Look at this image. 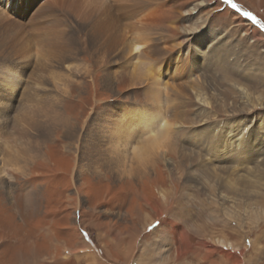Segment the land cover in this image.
<instances>
[{"label":"rangeland","instance_id":"rangeland-1","mask_svg":"<svg viewBox=\"0 0 264 264\" xmlns=\"http://www.w3.org/2000/svg\"><path fill=\"white\" fill-rule=\"evenodd\" d=\"M129 1L138 6L141 0ZM202 1L209 3L191 12ZM155 2H147L153 17L145 31L155 46L151 48L155 64L147 72L153 70L167 83L163 95L167 121L178 118L192 126L179 130L177 142L194 149L210 169L200 161L179 168V155L172 154L168 163L156 162L135 181L115 178V163L107 178L99 177L93 172L96 165L101 174H108L105 164H97V157L104 158L108 148L107 140L100 141L99 126L116 119L125 106L153 110L151 99L145 97L144 84L149 80L132 87V67H122V47L110 54L107 47L101 50L103 42L97 44L89 27L71 17L75 22L66 23L63 59L51 64L79 82L68 87L72 95L67 98L48 81L46 90L38 92L45 102H26L28 96L35 97L33 72L44 42L28 29L25 35L33 42V58L18 57L16 41L15 48L0 47V94L9 93L2 83L8 66L17 67L25 81L8 105L6 120L25 114L30 133L27 148L12 149H20L17 160L5 150L6 158L0 160L7 169L4 176L0 172V264H264V0H233L236 8L224 0ZM112 5L117 8L113 1ZM244 12H251L259 23ZM116 17L124 26L123 18ZM191 27L198 31L189 33ZM95 60L104 66H95ZM84 69L92 74L78 76ZM109 72H115V84L104 86L102 79ZM196 94L209 101L199 102ZM57 98L61 113L75 123L77 137L69 140L61 127H55L39 153L31 129L47 123L43 110L47 112ZM28 108L36 113H28ZM138 113L141 119L144 114ZM222 167L236 171L251 185H235V176L224 184L225 178H215Z\"/></svg>","mask_w":264,"mask_h":264},{"label":"bare ground","instance_id":"bare-ground-1","mask_svg":"<svg viewBox=\"0 0 264 264\" xmlns=\"http://www.w3.org/2000/svg\"><path fill=\"white\" fill-rule=\"evenodd\" d=\"M112 1L114 4L117 5V8H115V6L112 5ZM147 2H149L150 4L157 3L155 2V0H141L139 5L136 6V5H132L133 2L131 3L129 0H0V6L4 10L3 11L0 8V11H2V13L1 12L0 13L3 14V15L0 14V47L3 46V50H6L7 48H11V49L15 48L12 45V43L16 41V43L18 44L16 46L19 47V50L17 49L18 50L17 51L15 49L17 51L15 54L18 55V57L20 58L21 56H24L25 59L26 58L29 59L30 54H32V58H33V53H34L32 47L33 42L31 43L30 39L27 38L29 36L25 35L28 29L31 31L32 30L35 31V35L37 34L40 35L39 36L41 37L40 42L44 41L43 45L42 43L39 45L40 51L39 50L38 51L40 52V58H38L37 68L35 72H33L34 79H33L32 89H34V93L32 94H34L35 97H31V95L28 96L27 99L25 98L26 102H30V101L45 102L42 101L41 98L42 96L39 97L38 92L39 90L41 91L46 90L48 81H50V83L55 85V88L59 90L61 93L64 94L66 93L65 95H67V98H69V96L72 95L71 90L68 89V87L70 85L72 86L74 84L76 85L77 83L75 82H79V81H73L74 79L71 80L69 78L70 76L62 74L59 71L55 70L51 64L53 63V61H57L58 63L61 62L63 59L62 55H64L63 54L64 52H62L61 50L63 48H66V45H68L66 40L63 39L64 34L69 33L66 32L65 30V28L67 27L66 23L75 22L71 19V17L78 19V22L84 28L89 27L88 31L93 33L94 41H96L97 44L103 42L102 45L100 46L102 48L101 50H104L103 48L107 47L105 49V52L110 54L111 51L116 52L117 50H120L122 47V55L124 56L123 58H125L124 60H122L123 61L122 67L123 68H125L126 66L132 67L131 70L132 77L128 75L129 77H131L130 85L132 87H136V84L138 82L139 83L142 82V84H144L143 79L145 78L149 80V81L146 80L147 83L144 84L145 87L147 86L145 88L146 90L145 97L151 99V102L154 104L153 110L150 109L148 110L147 107L145 108L142 106L135 108H129L125 106L126 108L124 107L122 109L120 115L117 118L115 117L116 119L110 120V123L107 122L104 126H102V124L99 126L101 127V130L98 132L100 141L101 142L108 141V146L106 145L108 148L106 149L104 158H102L103 155L97 157V164L98 165L105 164L107 167L103 169L106 171L105 173L108 174L107 175L101 174L100 170L97 168L96 165L93 169L94 170L93 172L99 174L98 175L99 177L102 175L105 176V178H107L108 175L111 174L109 172L114 171L111 167L115 163L114 166L116 167L114 168L115 169L114 173L117 174L115 178H119V179L127 178V179H133V181H135V179L137 178L139 179V176H141L142 174L148 173L149 169L151 168L153 169L156 162L168 163L171 160V158H169V155L172 154L179 155L178 157L180 159V162L178 164L179 168L183 166L185 168H189V166L192 167L195 164H197V162L199 163L200 161L201 164L205 167V169L207 168L210 169L208 163H205L202 160L203 158L200 155H198L196 151L195 152L193 151L194 149L190 151L189 145L187 147L186 146L181 147L177 142L178 140H176L177 138L176 135L180 134L179 130H181L183 127L184 129L181 131H185L188 128V126H190L191 124L189 123V121L184 122L181 121V119L177 120L178 118L173 119V121L172 119L169 122L167 121L169 113H167V111L165 110L164 102H163L164 91L165 89L168 88L167 83H164L161 80L162 75H158L157 77L153 75L152 74L153 70L149 69L150 73L147 72L148 68L153 67V65L155 64V61L152 59L151 56L153 53V52L151 53V48L155 47V46L153 47L152 36L151 34L145 31L147 20H151L153 17L152 8L149 9L147 7L149 6ZM208 3L209 1H202L200 4L195 5L192 8L191 12H193V10H198L199 7L206 6ZM153 10H156V8L153 7ZM116 12L118 13V15ZM124 13H127V15H124ZM116 16L123 18L124 26L120 23L119 19ZM193 28L194 27H191L190 31L188 29V32L192 33L198 31L197 29L195 30ZM129 33H132L131 37H129L128 35ZM24 35L26 37H24ZM102 37L106 38L107 41L105 42L104 40H102ZM255 37L259 38V35H256ZM204 38L205 37L202 38L201 43L204 40H206ZM125 52L128 53L127 56H125L124 54ZM1 53L2 51L0 50V54ZM8 58L11 57L8 56L6 57L7 60H10ZM94 62H95V66L99 65L98 67L100 68L104 66V64L102 65L100 64V61L95 60ZM104 63L106 64L109 62L104 61ZM6 69H8V73H4L3 75L2 72V83L4 82V84L6 85L7 90L9 92L8 94H10V92L12 94L11 96L6 93L0 94L2 98V100L0 99V131H1L0 160L1 161L6 158V156L4 158L5 153H10L9 156L11 158L12 157L13 158L15 157V159L18 158L21 154L20 149L19 151L18 150L13 151L12 149L18 148L20 146L26 147V145L30 143L29 140L30 133L29 130L25 128V120H24L25 114L18 113V115L15 116L14 121L12 120V122H8V120H6L5 114L10 110L8 105L14 101V95L19 90V87H22L21 84L24 81L23 74L22 73L20 74L17 67L14 68L8 66V68ZM75 69L77 71V67H75ZM77 73L78 76L80 75V77L87 75L89 77V75L92 74V73L90 74L89 71H87L86 69H84V71L78 70ZM47 74L48 76H46ZM114 74L115 72L113 73L109 72L104 74V77L102 79L104 86H111L112 83L115 84L116 78ZM147 74H152V75H147ZM181 89L183 88L182 87L178 88L176 96L180 97L181 93L183 92V91L181 92ZM243 93L247 95L245 89L243 90ZM195 97L196 99L200 100L199 102L201 103H205L209 101L207 96L203 97L201 94H196ZM59 103H60V99L55 100L52 106L48 107L47 112L52 113L53 114L52 116L50 114H47L46 109L43 110L46 113L44 118L48 117L50 121L48 120L46 124L38 123L37 124L38 126H34L32 127V129L29 128L31 129V131H35V133L38 134V135L34 134V138L38 140L37 145H38L39 153L42 152L40 148L41 143H43L46 139L49 140L47 136L49 134L51 135L55 127H61L65 136L69 140H73L75 139V137H77V133L75 132V126H74L75 123L72 122L68 114L61 113V109H60L61 107ZM26 111L27 110H25L24 112ZM29 112L36 113V109L35 111L29 109L28 113ZM138 112L144 114L141 119H139V117L135 114ZM111 117L112 116H110V118ZM110 118L107 119L109 120ZM203 119L201 120L203 121ZM201 120L198 122H201ZM2 125L3 128H1ZM227 125L229 126V128L232 127L229 125V123ZM105 127L106 129L104 131L103 128ZM172 129H174L175 131H172ZM4 150L6 151L5 153ZM92 152H95L97 154L95 149H93ZM12 154H16V155H12ZM112 154H116V155L113 158L109 159L110 155ZM87 156H90V154H88ZM100 157L104 160V162H101ZM82 159L83 157L80 156L79 159L76 161V163L78 162L77 164L79 165V162H81ZM130 161L132 162L131 164H129ZM132 164H136V166L132 167ZM222 168L224 169L220 171V174L219 172L215 173V178L217 179L225 178L226 181L224 180L225 181L224 184L231 183L232 180L229 178V176H235L233 178V181L236 182L235 185H239V183L242 184L244 183L246 184V186L251 185V184H247L246 182H243L244 180H246V178L242 175L238 176L236 171L232 169L227 170V167H222ZM6 170L4 169V167L2 168L0 166V172L1 174H3L2 176H4ZM221 174L226 175V177L222 176ZM259 175L261 176L260 172H258V176ZM144 180L146 179H142V182H144ZM185 235L187 236L188 234L186 233ZM218 240L219 243H221V239ZM230 245L233 246L232 244ZM181 257H183V255H181Z\"/></svg>","mask_w":264,"mask_h":264},{"label":"snow or ice","instance_id":"snow-or-ice-1","mask_svg":"<svg viewBox=\"0 0 264 264\" xmlns=\"http://www.w3.org/2000/svg\"><path fill=\"white\" fill-rule=\"evenodd\" d=\"M225 3L230 4L233 8H236V4L233 3V0H224ZM244 16L248 17L254 24H258L259 21L256 19V17L251 12H244Z\"/></svg>","mask_w":264,"mask_h":264}]
</instances>
